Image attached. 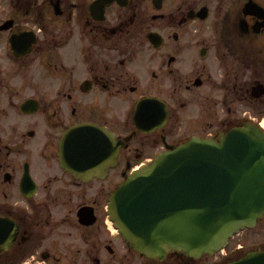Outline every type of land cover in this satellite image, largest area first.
<instances>
[{
	"label": "flooded vegetation",
	"instance_id": "flooded-vegetation-1",
	"mask_svg": "<svg viewBox=\"0 0 264 264\" xmlns=\"http://www.w3.org/2000/svg\"><path fill=\"white\" fill-rule=\"evenodd\" d=\"M2 5L0 264H263L254 228L213 252L147 255L111 200L168 145L264 130V0ZM83 124L98 130L63 150Z\"/></svg>",
	"mask_w": 264,
	"mask_h": 264
},
{
	"label": "water",
	"instance_id": "water-1",
	"mask_svg": "<svg viewBox=\"0 0 264 264\" xmlns=\"http://www.w3.org/2000/svg\"><path fill=\"white\" fill-rule=\"evenodd\" d=\"M263 215L264 132L251 123L166 150L112 199L117 228L149 255L211 252Z\"/></svg>",
	"mask_w": 264,
	"mask_h": 264
},
{
	"label": "rangeland",
	"instance_id": "rangeland-1",
	"mask_svg": "<svg viewBox=\"0 0 264 264\" xmlns=\"http://www.w3.org/2000/svg\"><path fill=\"white\" fill-rule=\"evenodd\" d=\"M6 0H0V4ZM8 10H5L4 5L0 6V18H4L7 15ZM254 232L258 233L262 239H264V219H262L258 225L254 228Z\"/></svg>",
	"mask_w": 264,
	"mask_h": 264
}]
</instances>
